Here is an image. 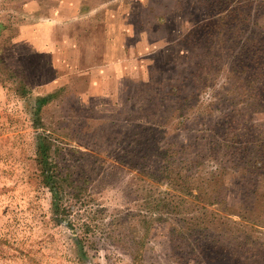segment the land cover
<instances>
[{"label":"rangeland","instance_id":"obj_1","mask_svg":"<svg viewBox=\"0 0 264 264\" xmlns=\"http://www.w3.org/2000/svg\"><path fill=\"white\" fill-rule=\"evenodd\" d=\"M0 264H264V0H0Z\"/></svg>","mask_w":264,"mask_h":264},{"label":"trees","instance_id":"obj_2","mask_svg":"<svg viewBox=\"0 0 264 264\" xmlns=\"http://www.w3.org/2000/svg\"><path fill=\"white\" fill-rule=\"evenodd\" d=\"M51 94H48L46 96H41L40 98H38L37 100V104H36V108L35 111L36 113H39V111L42 109V106L48 102V100L50 99ZM40 99V100H39ZM42 135H40V140H39V163L42 166L43 169V174L44 176V182L47 186H49L51 188V191L53 193V206H54V211L57 215L58 218L63 217V214L66 215V209L64 208V204L62 203V199H64V195L62 193H66L64 190V184L62 183V181L60 180V175L59 172L61 171V169L57 170V169H52L51 166H49V159H48V154L50 151V147L46 141V138L41 139ZM42 141V142H41ZM44 142V143H43ZM76 184H74V187L78 188L79 185L77 184V182H75ZM78 196V195H75ZM68 209V213H69ZM68 225H71V222H68ZM78 242V245L80 246L81 251H85V246L83 245V240L81 238H77L76 240ZM129 253L134 257H135V251L140 252L138 249L136 248H129ZM85 255V253H84Z\"/></svg>","mask_w":264,"mask_h":264}]
</instances>
